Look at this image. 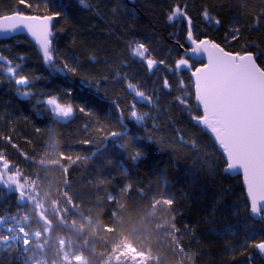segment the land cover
Masks as SVG:
<instances>
[{
  "label": "trees",
  "instance_id": "1",
  "mask_svg": "<svg viewBox=\"0 0 264 264\" xmlns=\"http://www.w3.org/2000/svg\"><path fill=\"white\" fill-rule=\"evenodd\" d=\"M31 2L42 4L43 0ZM58 2L79 30L77 39L85 42L80 51L86 53L92 49L101 58L100 63L90 61V66L112 76L115 67L107 69L104 60L114 66L123 61L126 66L122 71L151 91L157 75L142 66L128 48V41L145 42L157 58H164L179 34L174 27L175 21L165 19L174 0H134L132 5L122 0L136 10V17L128 12L118 23H112L108 8L104 7H110L113 0H90L102 9L101 15L94 14L79 0ZM184 2L180 0L181 4ZM224 2L226 0H187L188 11L198 27L203 24L210 35L222 36L224 29L217 33L202 20L200 12L204 4L211 8ZM9 7H17V0H0V12H7ZM71 34V28L59 34L60 47H66ZM0 53L23 65L20 74L48 75L46 66L38 61L30 44L17 43L11 38L0 39ZM23 54H28V58L21 60ZM172 55L174 58L175 53ZM168 63L171 65L172 60ZM165 74L161 66L159 75ZM4 75L0 69V77ZM169 79L174 85L173 94H179L175 91L177 77L170 76ZM62 83V78L52 77L37 80L30 87L34 91L54 90ZM104 87L112 100L125 96L131 99L120 76L110 79ZM168 99L170 97H163L162 103ZM6 101L10 103L6 104ZM141 107L147 111L149 106ZM97 108L101 116L105 115L109 101L101 99ZM21 111L30 114L28 101L16 96L10 85L0 84V133L11 135L12 143L17 145L13 149L0 139V151L9 156L11 171L18 176L9 173L4 176L3 172L1 175L6 186L28 199L26 201L0 186V264H32L34 253L46 264H75L65 262L64 255L80 257L84 264H211L213 258L219 264L216 249L209 250L205 256L198 255L196 242L182 234L184 222L195 223L198 217L204 216L211 194L215 187L221 186L220 181L225 185L233 184L238 192L241 178L227 173L214 180L204 177L205 157L211 147L208 139L199 134L198 127H192L183 118L167 123L163 115L155 127L151 120L147 121L151 132L133 122L131 131L137 137H145L137 138L135 143L148 154L144 159L132 161L123 138L96 139L93 133L84 129V124L91 121L83 115L69 120L50 118L47 124L40 126L41 132L37 136L23 122L10 123ZM34 119L37 124L43 123ZM31 139L33 143H29ZM84 140L89 143H83ZM193 179L197 187H204L203 200L199 198L202 193L190 187ZM185 194L190 197L187 202L182 198ZM37 208L50 225L48 236L49 226L39 219ZM178 209H182L181 214ZM233 211L238 209L233 208ZM215 219L224 218L217 216ZM231 219L229 217L227 222ZM19 226L40 233L45 231V234L37 242H31L29 249H23L15 238ZM201 227L205 225L201 224Z\"/></svg>",
  "mask_w": 264,
  "mask_h": 264
},
{
  "label": "snow or ice",
  "instance_id": "2",
  "mask_svg": "<svg viewBox=\"0 0 264 264\" xmlns=\"http://www.w3.org/2000/svg\"><path fill=\"white\" fill-rule=\"evenodd\" d=\"M79 3L96 15L102 14V9L90 0H79ZM104 7L108 8L112 23H118L128 12L136 17V10L122 0H113L110 7ZM201 7L202 20L217 33L224 29L222 36L210 35L203 24L198 27L194 23L187 0L183 4L174 0L165 19L175 21L179 34L164 58H157L145 42L128 41V48L142 66L157 75L149 91L122 71L126 66L123 61L114 66L104 60L107 69L115 67L112 76L90 66V61L100 63L101 58L92 49L86 53L80 51L85 42L77 39L79 30L58 0H43L42 4L17 0V7L0 12V33L17 43L30 44L38 61L46 66L48 75L20 74L23 65L0 53V69L5 73L0 77V84L10 85V90L29 104L30 114L21 111L13 116L11 124L23 122L38 136L40 126L47 124L50 118L69 120L83 115L91 121L84 124V129L96 139L123 138L132 161L144 159L148 154L135 143L137 138L145 137H137L131 131L133 122L149 132L147 121L151 120L155 127L162 115L167 123L183 118L192 127L199 126V134L208 139L211 147L205 157L204 177L214 180L218 175L232 172L242 176V181L238 192L233 184L225 185L220 181L221 186L215 187L211 194L204 216L198 217L195 223L184 222L182 234L196 242L199 256L216 249L219 264H264V0H226L219 6L210 8L204 4ZM69 28L72 29L71 39L62 48L59 34ZM21 34H26L30 40ZM27 58L28 54L20 57L21 60ZM169 60H172L171 65ZM161 66L166 73L163 76L159 75ZM115 76L124 81L131 99L125 96L112 100L108 95L104 84ZM170 76L177 77L175 91L179 94H173ZM52 77L63 79L54 90L34 91L30 87L37 80ZM163 97L170 99L162 103ZM101 99L109 101L103 116L97 108ZM145 104L149 106L147 111L141 107ZM34 118L43 123L37 124ZM180 138L183 140L182 136ZM0 139L17 148L11 135L0 133ZM82 142L89 143L88 140ZM11 167L9 156L0 151V172ZM190 187L202 193L201 200L205 198L204 187H197L195 179ZM182 198L187 202L190 197L185 194ZM178 211L181 214L182 209ZM217 216L224 219L217 220ZM229 217L233 218L231 222H227ZM211 264H216L215 258Z\"/></svg>",
  "mask_w": 264,
  "mask_h": 264
},
{
  "label": "rangeland",
  "instance_id": "3",
  "mask_svg": "<svg viewBox=\"0 0 264 264\" xmlns=\"http://www.w3.org/2000/svg\"><path fill=\"white\" fill-rule=\"evenodd\" d=\"M12 169L9 168L7 169V171H3V175L5 176L6 174H10L11 176H18L17 173L11 171ZM2 173V172H1ZM15 176V177H16ZM6 178H9L8 176H6ZM20 202H22V199L20 198ZM45 234V231L44 233H40L39 231L37 230H31V229H24L22 228L21 226H19L16 230V236L15 238L20 242V246L23 248V249H29L30 248V244L31 242H37L38 240H40L41 238H43ZM61 251H63V242L61 241ZM34 256L31 258L32 260V264H46V262L43 260V258L34 253L33 254ZM64 260L65 262H68V263H75V264H84L83 260L80 258V257H75V258H70L66 255H64Z\"/></svg>",
  "mask_w": 264,
  "mask_h": 264
},
{
  "label": "water",
  "instance_id": "4",
  "mask_svg": "<svg viewBox=\"0 0 264 264\" xmlns=\"http://www.w3.org/2000/svg\"><path fill=\"white\" fill-rule=\"evenodd\" d=\"M128 5H132L134 3V0H124ZM12 35H15V34H12ZM23 36L26 37V34H21ZM27 39L30 40V37H26ZM0 39H10V36L9 38H6V34L4 33H0ZM199 127V126H198ZM228 175H230L231 177H237L239 176L241 178V181H242V176H240L238 173H232V172H229L227 173ZM0 186L7 189L9 192H14V193H17L19 196H21L22 198H24L26 201H28V199L26 197H24V195L19 192V191H16V190H13V189H10L8 186H6V184L4 183L3 181V178H2V175H1V172H0ZM37 210V215L39 217L40 220H42L43 222H46L43 215L41 214V211L40 209H36ZM47 226H49L47 232H46V235L48 236L49 234V229H50V225L46 222L45 223Z\"/></svg>",
  "mask_w": 264,
  "mask_h": 264
},
{
  "label": "bare ground",
  "instance_id": "5",
  "mask_svg": "<svg viewBox=\"0 0 264 264\" xmlns=\"http://www.w3.org/2000/svg\"><path fill=\"white\" fill-rule=\"evenodd\" d=\"M198 127V126H197ZM199 128V127H198Z\"/></svg>",
  "mask_w": 264,
  "mask_h": 264
}]
</instances>
